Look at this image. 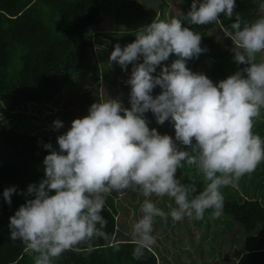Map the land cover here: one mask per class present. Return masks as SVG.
Returning <instances> with one entry per match:
<instances>
[{
    "label": "clouds",
    "instance_id": "1",
    "mask_svg": "<svg viewBox=\"0 0 264 264\" xmlns=\"http://www.w3.org/2000/svg\"><path fill=\"white\" fill-rule=\"evenodd\" d=\"M235 7L236 0H192L181 18L155 19L134 42L115 45L109 63L125 72L132 65L125 82L131 86L130 108L118 99L93 103L87 116L57 137L59 151L43 144L50 151L44 178L19 193L26 202L10 217V239L23 244L34 264H54L67 251L91 252L95 240L109 241L102 215L106 199L129 191L144 197L142 215L131 228L132 256L140 260L156 244L157 217L202 220L211 210L219 218L221 189L237 187L264 163V138L253 132L264 112V16L247 23L237 13L224 28L235 63L244 66L233 75L214 83L187 67L207 49L201 48V34L184 23L214 24L221 14L232 20ZM172 54L177 59L162 66ZM158 66L160 73L152 75ZM157 86L161 92L153 96ZM149 111L157 124L171 122L174 139L149 127ZM63 127V121H53L54 130ZM185 166L202 177L201 191L177 176ZM16 192L15 186L4 190L9 205ZM152 197H167L175 206L165 213Z\"/></svg>",
    "mask_w": 264,
    "mask_h": 264
},
{
    "label": "trees",
    "instance_id": "2",
    "mask_svg": "<svg viewBox=\"0 0 264 264\" xmlns=\"http://www.w3.org/2000/svg\"><path fill=\"white\" fill-rule=\"evenodd\" d=\"M188 2L192 4V0ZM259 3L264 0H236L232 20L221 14L219 22L206 27L185 22V27L201 34V48L207 49L198 58L188 60L187 67L197 69L205 58L221 70H224L220 66L223 62L225 70L232 73L244 67L235 63L234 53L230 51L233 44L225 37L224 28L234 22L237 13L247 23L264 16L258 10ZM168 6L167 0H0V111L12 110L0 124V264H34L23 244L10 239V217L26 202V196L19 193H26L30 184H38L44 178L43 160L50 151L43 144L51 143L59 151L57 137L66 133L59 134L54 128L49 131L37 122H31L36 127L32 131L27 126V117L42 118L63 97L66 103L73 104L80 97L84 106L81 114H84L93 103L101 101L102 93L127 107L131 86L125 82L131 72L122 71L119 77L121 68L115 62L109 63L110 52L116 44L123 48L134 42L136 33L150 25L156 15L157 19L167 20ZM218 23L223 38L216 40L214 31H210ZM175 59L174 54L170 55L162 66H170ZM162 66L152 75H158ZM158 89L159 86L154 90ZM28 107L35 109L36 114L27 113ZM71 116L78 118L75 114ZM153 116L150 111L145 114L146 119ZM177 176L182 177L183 183H194L198 191L203 189V181L195 172L190 173L187 166L179 169ZM256 185L264 186V183ZM13 186L17 192L9 205L3 192ZM221 192L225 227L238 228L242 237L245 234L258 237L254 241L246 238L247 248L246 242L243 244L246 249L233 250L234 264H264V192L259 196L255 189L251 197L239 196L237 191L228 193L221 189ZM115 198L113 193L107 197L102 213L108 221L105 231L110 240H95L91 252L67 251L54 264H191L180 252L188 256L192 252L177 246L174 240L171 246L156 241L142 259H134L133 224L127 220L129 213L121 207V200ZM143 199L140 195L136 205L129 199L124 201L136 210ZM206 212L211 214V210ZM118 216L124 220L118 222ZM215 235L212 239L216 242Z\"/></svg>",
    "mask_w": 264,
    "mask_h": 264
},
{
    "label": "rangeland",
    "instance_id": "3",
    "mask_svg": "<svg viewBox=\"0 0 264 264\" xmlns=\"http://www.w3.org/2000/svg\"><path fill=\"white\" fill-rule=\"evenodd\" d=\"M169 6L167 7L166 16L167 20H170L172 18H181L182 13L186 14L190 8L191 4L187 1H181V0H167ZM181 3V4H180ZM258 10L260 12H264V3L258 4ZM158 15H156L155 19H157ZM205 26L206 25H202ZM212 31H214L213 36L216 40H218L219 37L223 38L222 29L219 25V23L216 25ZM216 30V31H215ZM222 42V41H221ZM98 46H96V49ZM112 52V51H111ZM110 52V53H111ZM92 60L100 61L98 57H91ZM142 62V61H140ZM217 64L210 63L208 58H205L200 63V67L196 69L194 67L191 71L196 73H203L205 74L210 80H212L214 83H218L220 80L226 79L230 75H233L235 71L228 72L225 70V64L222 62L221 67L224 70L218 69ZM121 68V67H120ZM132 65L128 66L127 73L131 72ZM238 68V66H237ZM157 68L156 70H158ZM122 71L125 72L121 68V74ZM226 72V73H223ZM161 89L159 88L158 91L153 90L152 95L156 96L160 94ZM67 97V94H65ZM101 101L107 100L106 94L102 93L101 95ZM112 99V98H111ZM73 103H66V100L64 97L58 102V104H54L52 110H46L42 118H35V117H27L28 122L27 126L30 130L34 131L36 127L31 126V122L34 123H40L43 126H45L49 131L53 129V121L59 119L63 121L64 127L57 130L59 134H62V131L67 132L70 127L72 121L75 119L71 114L77 115L78 118H83L89 114L88 110L84 114H81V111L84 110V106L81 103L80 97L79 99L75 98ZM126 107V104H125ZM128 108H130V102L127 105ZM12 110L7 112H1L0 111V124L5 122L6 116L11 113ZM27 113L36 114L35 109L32 107H28ZM147 114V113H146ZM149 114V112H148ZM50 116V117H49ZM147 120H149V127L150 128H156L160 134L164 135L167 134L169 136H172L173 139L175 138V129L171 122L166 121L163 125H159L156 122L155 116H153L151 119L147 117ZM254 134L260 135L262 138H264V112L261 114V118L256 121L255 126L253 128ZM189 172H195L194 169L189 168ZM197 177L202 180V177L197 174ZM203 181V180H202ZM259 182L264 183V163H261L256 171L252 173L250 176L243 177L240 182L238 183L237 187H225L222 188L223 190H226L228 193L237 191V194L242 197H251L252 193H259V196L264 192V186L256 185ZM256 185V188H255ZM242 192V194L240 193ZM114 196H116V200H121V207L125 210L126 213H129L127 220L134 224L140 217V205L135 208L126 203L124 199H129V201L136 205L138 204V200L140 198V195L136 193V196H132L131 192H127L124 194L115 193L113 192ZM152 200L154 203H156L157 207L161 208L162 210L167 213L169 211L170 206H175L171 200H169L167 197L163 198H157L152 197ZM264 201V200H263ZM119 207L120 210L122 208ZM119 210V211H120ZM138 212L135 213V212ZM136 218H135V217ZM221 217V216H220ZM212 218L211 214H208L205 212L204 218L202 220H195V219H189L185 218L181 222H174L171 217L168 218V221L165 222L164 219L157 217L155 219L154 223V232L153 235L155 236L156 241L162 242V245H169L171 246V241H176V245L182 248H187L192 252L191 256H188L184 252H180L181 256L191 264H234L235 262V255L233 250L236 248L240 250H244L247 248V242L246 238H250V241H254V239L257 240L258 237L256 236H249L248 234H245L242 237V233L238 231V228L236 227H225V220L221 218ZM124 220V218L118 216L117 221L120 222ZM216 233V239L215 242L214 239H212V236ZM246 242V248L243 246V244ZM228 250L230 252L228 253ZM171 253H169V256Z\"/></svg>",
    "mask_w": 264,
    "mask_h": 264
}]
</instances>
